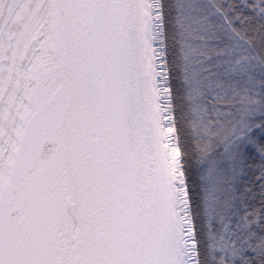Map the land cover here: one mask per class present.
Instances as JSON below:
<instances>
[{
  "label": "snow or ice",
  "instance_id": "obj_1",
  "mask_svg": "<svg viewBox=\"0 0 264 264\" xmlns=\"http://www.w3.org/2000/svg\"><path fill=\"white\" fill-rule=\"evenodd\" d=\"M0 264H264V0H0Z\"/></svg>",
  "mask_w": 264,
  "mask_h": 264
}]
</instances>
